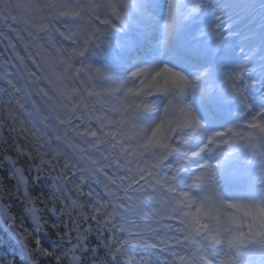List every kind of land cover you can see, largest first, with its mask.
Masks as SVG:
<instances>
[{
  "label": "snow or ice",
  "instance_id": "obj_1",
  "mask_svg": "<svg viewBox=\"0 0 264 264\" xmlns=\"http://www.w3.org/2000/svg\"><path fill=\"white\" fill-rule=\"evenodd\" d=\"M0 4L5 51L12 50L24 79L23 86L11 79L4 84L7 103L18 106L7 116L19 123L22 115L35 112L51 128L43 130L46 143L33 132L40 141L36 151L41 160L35 179L43 183V164L56 171L54 162L71 140L88 171L97 178L103 174L108 181L106 196H96L87 205L90 214L78 198L67 207V222L64 209H51L61 215L56 235L60 241L67 238V243L57 241L45 248L46 225L24 171L13 157L0 158V163L7 161L5 176L15 180L16 199L31 217L35 234V247L29 248L16 217L7 206L0 208V232L19 246L22 257L0 255V264H38L39 254L53 257L56 264L64 259L69 264H98L101 241L103 264H148L142 254H133L137 246L167 250L169 264H264V26L258 52L236 50L231 44L239 35L237 16L242 10H255V3L0 0ZM164 8L169 18L161 17L163 39L140 52L137 39L130 35L134 21L141 16L156 21ZM259 9L264 14V0H259ZM178 10L182 28L171 21ZM181 30L189 31L192 41L180 44ZM12 32L24 43L26 55L16 51ZM234 51L247 62L235 60ZM254 57L259 58L258 70ZM24 87L27 95L13 101V91L23 95ZM256 90L259 96L254 95ZM28 96L33 97L31 102ZM233 106L235 114L225 118V110L230 112ZM17 153L36 158L21 147ZM78 168L83 177L77 157L65 159L54 190L49 185L53 201L59 199L57 191L63 192L61 183H71L69 173L76 176ZM84 183L75 184L80 194ZM88 197H93L91 190ZM138 201H143L142 211L136 209ZM89 221L95 222L94 229L91 224L82 227ZM93 231L96 247L90 240Z\"/></svg>",
  "mask_w": 264,
  "mask_h": 264
},
{
  "label": "rangeland",
  "instance_id": "obj_2",
  "mask_svg": "<svg viewBox=\"0 0 264 264\" xmlns=\"http://www.w3.org/2000/svg\"><path fill=\"white\" fill-rule=\"evenodd\" d=\"M164 231L166 232L167 231V229H164ZM158 250V249H157ZM159 251V250H158ZM160 253H163V252H161V251H159ZM165 253H169L167 250H165L164 251ZM164 255V254H163ZM167 261V263H169V261L168 260H166Z\"/></svg>",
  "mask_w": 264,
  "mask_h": 264
},
{
  "label": "trees",
  "instance_id": "obj_3",
  "mask_svg": "<svg viewBox=\"0 0 264 264\" xmlns=\"http://www.w3.org/2000/svg\"><path fill=\"white\" fill-rule=\"evenodd\" d=\"M27 159H28V162L33 160V159H29L28 156H27ZM14 210V209H13ZM23 224H20V227H22Z\"/></svg>",
  "mask_w": 264,
  "mask_h": 264
}]
</instances>
